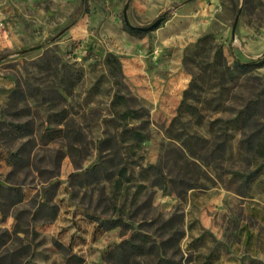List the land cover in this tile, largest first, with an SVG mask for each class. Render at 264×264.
<instances>
[{"label": "rangeland", "instance_id": "obj_1", "mask_svg": "<svg viewBox=\"0 0 264 264\" xmlns=\"http://www.w3.org/2000/svg\"><path fill=\"white\" fill-rule=\"evenodd\" d=\"M260 138L264 0H0V264H264Z\"/></svg>", "mask_w": 264, "mask_h": 264}, {"label": "trees", "instance_id": "obj_2", "mask_svg": "<svg viewBox=\"0 0 264 264\" xmlns=\"http://www.w3.org/2000/svg\"><path fill=\"white\" fill-rule=\"evenodd\" d=\"M130 32L132 33H139L138 29L135 28H130L129 29ZM209 36H205L203 39L200 40V44H201V49H204L206 47V45H208V43H210V47H208L207 52H206V58L208 63L212 66V71L213 73H220V75L222 76V79H224V81H228L231 82L235 73H241V74H247L251 71H253L254 69L260 67L261 65V60L260 61H250V62H239L236 61L234 64H230L229 61L227 60L226 56L224 55L222 49L220 46L213 45L210 41H209ZM193 58L192 56L188 57L187 59ZM111 63H115L116 64V68L117 69H121V63L120 61L115 57V56H110L108 59ZM197 79L195 78L193 80V82L191 83L189 89H187L184 93V99L182 101V105H181V110L179 112H182V110L184 112H188L189 115H193L195 114V111L198 109L197 106L191 102V101H196V97L197 94L195 93V90L197 89V86L199 84H197ZM118 103V101H117ZM134 114L135 117V112H131ZM241 119H244L246 122L249 121L252 116H251V112H249V108H246L245 110L241 111ZM127 117V114H125L123 116V119H125ZM130 132L133 134L134 140H139L141 141V136L138 133H135L133 131V129H130ZM247 148L250 147L251 145V141L249 140L247 142ZM256 144H259V156H261L262 158H264V138H260L258 140V142Z\"/></svg>", "mask_w": 264, "mask_h": 264}, {"label": "water", "instance_id": "obj_3", "mask_svg": "<svg viewBox=\"0 0 264 264\" xmlns=\"http://www.w3.org/2000/svg\"><path fill=\"white\" fill-rule=\"evenodd\" d=\"M160 24V20H158L157 22H155L153 25L149 26V27H144V28H141V27H132V28H135V29H138L140 31H148V30H151L155 27H157L158 25Z\"/></svg>", "mask_w": 264, "mask_h": 264}]
</instances>
